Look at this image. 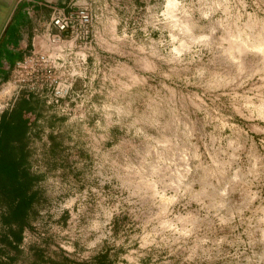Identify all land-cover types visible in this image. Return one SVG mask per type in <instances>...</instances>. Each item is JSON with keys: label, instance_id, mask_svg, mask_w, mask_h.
Masks as SVG:
<instances>
[{"label": "clouds", "instance_id": "clouds-1", "mask_svg": "<svg viewBox=\"0 0 264 264\" xmlns=\"http://www.w3.org/2000/svg\"><path fill=\"white\" fill-rule=\"evenodd\" d=\"M0 264H264V0H0Z\"/></svg>", "mask_w": 264, "mask_h": 264}, {"label": "trees", "instance_id": "trees-1", "mask_svg": "<svg viewBox=\"0 0 264 264\" xmlns=\"http://www.w3.org/2000/svg\"><path fill=\"white\" fill-rule=\"evenodd\" d=\"M19 214V213H18Z\"/></svg>", "mask_w": 264, "mask_h": 264}]
</instances>
